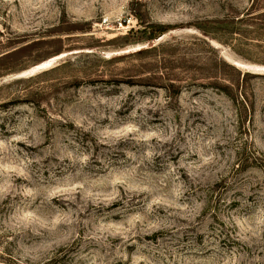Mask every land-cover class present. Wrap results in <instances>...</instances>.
Wrapping results in <instances>:
<instances>
[{
    "label": "rangeland",
    "instance_id": "rangeland-1",
    "mask_svg": "<svg viewBox=\"0 0 264 264\" xmlns=\"http://www.w3.org/2000/svg\"><path fill=\"white\" fill-rule=\"evenodd\" d=\"M263 14L0 0V264H264Z\"/></svg>",
    "mask_w": 264,
    "mask_h": 264
},
{
    "label": "trees",
    "instance_id": "trees-1",
    "mask_svg": "<svg viewBox=\"0 0 264 264\" xmlns=\"http://www.w3.org/2000/svg\"><path fill=\"white\" fill-rule=\"evenodd\" d=\"M264 15V14H263ZM137 20L139 21V25L141 26V30L137 33L141 36V40L147 43H153L160 37L176 30L178 27L167 25V24H159L154 22H146L141 15H135ZM75 29H70L65 31L67 34H72ZM80 31H86V29H76ZM123 42L126 45L134 44V30H131L127 36L123 37ZM14 48L12 46H5V48H1L0 53V78L9 75L11 73H15L17 70L14 64L16 63V57L20 55L18 51H13ZM61 54V51H55L49 55L47 58H51L54 56H58Z\"/></svg>",
    "mask_w": 264,
    "mask_h": 264
}]
</instances>
